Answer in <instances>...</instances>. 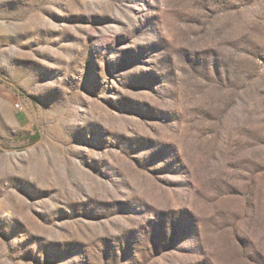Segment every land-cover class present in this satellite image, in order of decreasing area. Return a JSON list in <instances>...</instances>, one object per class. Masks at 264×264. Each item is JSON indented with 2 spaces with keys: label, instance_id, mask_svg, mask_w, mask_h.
Instances as JSON below:
<instances>
[{
  "label": "rangeland",
  "instance_id": "rangeland-1",
  "mask_svg": "<svg viewBox=\"0 0 264 264\" xmlns=\"http://www.w3.org/2000/svg\"><path fill=\"white\" fill-rule=\"evenodd\" d=\"M0 264H264V0H0Z\"/></svg>",
  "mask_w": 264,
  "mask_h": 264
},
{
  "label": "trees",
  "instance_id": "trees-1",
  "mask_svg": "<svg viewBox=\"0 0 264 264\" xmlns=\"http://www.w3.org/2000/svg\"><path fill=\"white\" fill-rule=\"evenodd\" d=\"M38 139V136L36 135V136H34L31 140H32V142H34V141H36Z\"/></svg>",
  "mask_w": 264,
  "mask_h": 264
}]
</instances>
